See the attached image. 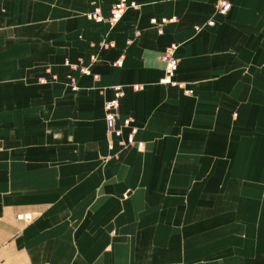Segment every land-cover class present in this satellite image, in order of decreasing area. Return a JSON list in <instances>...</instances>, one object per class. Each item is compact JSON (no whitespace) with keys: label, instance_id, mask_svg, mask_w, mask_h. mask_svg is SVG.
Segmentation results:
<instances>
[{"label":"crops","instance_id":"1","mask_svg":"<svg viewBox=\"0 0 264 264\" xmlns=\"http://www.w3.org/2000/svg\"><path fill=\"white\" fill-rule=\"evenodd\" d=\"M117 1L0 0V264H264V0Z\"/></svg>","mask_w":264,"mask_h":264},{"label":"built area","instance_id":"2","mask_svg":"<svg viewBox=\"0 0 264 264\" xmlns=\"http://www.w3.org/2000/svg\"><path fill=\"white\" fill-rule=\"evenodd\" d=\"M231 2L229 0H218L217 2V8L220 12L226 13L231 8ZM138 5L136 2L131 0H119L116 3H114L109 11L108 15H104L102 9L100 6H96L92 11L87 13V16L90 20L96 21V22H107L110 26V28H114L116 24L120 20H122L125 13L131 9H136ZM152 23L157 26L159 33H162L163 31V25L168 20L162 19L158 20L156 18H153ZM209 24H213V21L210 20L208 22ZM114 41L113 40H103L100 43V46H113ZM92 60L96 61L97 56L92 55ZM161 60L163 61L165 65V72L164 76L161 78V82L163 84H170V85H178L185 88V83L179 82L175 79L176 72L179 67V58L176 56V45L172 44L170 45L160 56ZM122 64V58L117 60L115 62V65L120 66ZM70 67L73 70L81 71L85 74H92L90 66H84V62L82 59H80L75 64H70ZM95 77H98L97 74H95ZM72 84H74V88H77V78L72 76ZM135 88H141L140 85H136ZM187 93H192L193 90L187 89ZM124 94V91L122 90L121 86L115 87V96L112 99L107 100L105 104V110H106V121L109 131L117 136L120 137L122 134V127L118 125L117 119L119 115V105H120V97ZM126 124H129V120L125 121ZM136 129H133L132 133L130 134L129 138L127 140L122 139L120 141L121 144L125 145L127 143H133L134 142V133ZM21 217V216H20Z\"/></svg>","mask_w":264,"mask_h":264},{"label":"rangeland","instance_id":"3","mask_svg":"<svg viewBox=\"0 0 264 264\" xmlns=\"http://www.w3.org/2000/svg\"><path fill=\"white\" fill-rule=\"evenodd\" d=\"M164 24H165V23H164ZM163 26H164V25H163ZM157 29H158V28H157ZM158 32H159V31H158ZM162 32H163V31H162ZM160 59H161V58H160ZM97 60H98V58H96V61H97ZM162 62H163V61H162ZM84 66H85V65H84ZM164 66H165V65H164ZM90 69H91V67H90ZM80 73H82V72L80 71ZM91 73H92V75L94 76L95 79H98L99 75L97 74L98 77H95V74H93L92 69H91ZM83 74H85V73H83ZM71 85H72V88L75 89V88H74V84L71 83ZM139 85H140L141 88H143V85H141V84H139ZM177 86H178V85H177ZM180 87H181V86H180ZM141 88H139V89H141ZM182 88H184V87H182ZM136 89H138V88H136ZM122 90H123V89H122ZM185 92H186V90H185ZM186 93H187V92H186ZM192 93H193V92H192ZM192 93H188V94H192ZM106 102H107V101H106ZM105 104H106V103H105ZM104 109H105V106H104ZM105 119H106V110H105ZM106 124H107V121H106ZM107 130H108V133H109L110 135H113V134L109 131L108 126H107ZM121 140H122V139H120V141H121ZM124 140H125V139H124ZM110 141H111V140H110ZM134 143H135V140H134L133 143H127V144H125V145H123V144H121V143H120V144H121L122 147H124V146L130 145V144H134ZM138 145L141 147V146L143 145V142H139Z\"/></svg>","mask_w":264,"mask_h":264},{"label":"bare ground","instance_id":"4","mask_svg":"<svg viewBox=\"0 0 264 264\" xmlns=\"http://www.w3.org/2000/svg\"><path fill=\"white\" fill-rule=\"evenodd\" d=\"M87 15V14H86ZM88 17V16H87Z\"/></svg>","mask_w":264,"mask_h":264}]
</instances>
